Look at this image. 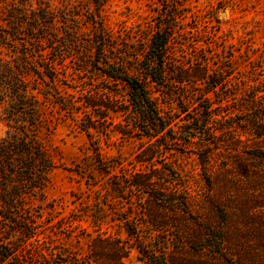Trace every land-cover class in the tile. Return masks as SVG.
I'll list each match as a JSON object with an SVG mask.
<instances>
[{"label":"trees","instance_id":"trees-1","mask_svg":"<svg viewBox=\"0 0 264 264\" xmlns=\"http://www.w3.org/2000/svg\"><path fill=\"white\" fill-rule=\"evenodd\" d=\"M18 2H11L8 13H0V44L15 48L11 58L0 56V112L11 123L0 136V223H42L39 217L44 211L41 206L35 210L29 197H44L50 172L57 166L36 135L44 122L45 107L64 109L91 138V127L98 121L106 128L108 111L119 110L124 122L118 127L124 135L148 138L146 147L137 154V161L147 168L130 177L111 176L113 189L130 201L131 213L136 211L132 219L131 215L125 219L128 230H132L131 223L139 232L147 229L157 237L164 235L163 240L151 243L139 240L146 263L264 264V91L260 95L253 91L242 101L234 97L227 113L231 115L225 118L222 113L229 100L218 96L213 100L208 95L211 91L218 95L216 88L223 84L217 69L209 65L208 55L198 59L196 68H189L174 51V12V21L160 27L147 49L139 51V39L132 35L119 41L111 30L97 23L90 8L94 28L81 38L79 24L62 21L59 13L47 7L34 8L29 0ZM93 2L100 15L104 0ZM1 20L8 25L3 26ZM74 51L80 52L81 66L96 70L95 75L104 77L105 84L103 89L83 92L81 105L59 88L65 81L58 64ZM35 53L40 58L36 62ZM185 81L204 84L206 90L197 85L200 93L185 100L181 93ZM119 85L125 94L117 96L113 91ZM177 100L182 113L192 119L182 125L174 119L180 114L172 112ZM103 106L105 110L99 109ZM81 109L83 117L78 113ZM91 110L105 113L103 120L94 119ZM95 144L99 168L111 173L112 165L101 159L100 145ZM193 145L199 148L194 152L208 184L204 202L185 178L180 163L168 159L177 154V146L184 148V153ZM219 158L224 161L220 168ZM211 210L220 223L208 213ZM13 226V235L6 237L9 241L18 235L19 244L24 245L37 234L32 224L20 231L16 230L18 224ZM35 241L37 259L52 264L48 254L53 256L54 252L46 253L40 239ZM17 250L0 237L2 260L32 264ZM128 252L125 244L95 237L88 258L81 260L59 251V260L54 259L58 264H113Z\"/></svg>","mask_w":264,"mask_h":264},{"label":"rangeland","instance_id":"rangeland-1","mask_svg":"<svg viewBox=\"0 0 264 264\" xmlns=\"http://www.w3.org/2000/svg\"><path fill=\"white\" fill-rule=\"evenodd\" d=\"M13 1L0 0V13H8ZM29 1L34 8L47 7L59 13L62 21L71 25L79 24L81 38H85L84 33L94 28L90 8L96 13L97 23H102L111 30L119 41L132 35L139 39L136 45L139 51L147 49L152 36L160 27L164 28L174 21L171 17L174 12L176 26L171 40L174 51L184 66L189 68H196L198 59L203 54L208 55L209 65L217 69L223 80L222 86L216 88L218 95L214 91L208 95L213 100L217 96L229 100L222 113L226 115L225 118L231 115L227 113L232 109L229 105L235 101L234 97L236 101H242V98L253 91L258 95L264 91V0H104L100 15L96 12L97 6L93 0ZM1 24L8 25L6 20H1ZM14 43L19 48L22 47L20 41ZM14 50L9 44H0V56L5 59L11 58ZM79 53L74 51L58 64L60 77L65 81L59 83V88L77 105L83 102V92L89 89L97 91L105 85L102 82L104 77L95 75L96 70H87L81 66ZM143 55L140 54V57ZM33 59L36 62L40 58L35 53ZM184 83L181 93L185 100L200 93L197 85L206 90L204 84L189 81ZM118 89L120 93L117 92ZM118 89L113 92L120 96L124 89L121 85ZM40 96L42 97L41 94ZM99 109L105 110L106 107ZM182 111L178 100L173 102L172 112L180 114L174 118L179 125L192 120L190 115ZM78 113L80 117L84 116L82 109ZM91 114L94 119L101 120V115H105L95 113L94 110H91ZM106 118L109 122L106 128L101 127L98 121L95 127H91V138L64 109L58 105L54 109L52 106L45 107L44 122L37 128L36 135L57 166L50 172L44 197H29L35 210L42 207L44 214L39 217L42 223H0V237L18 249L16 252L22 257L31 259L32 264H46L37 259L38 243L35 239H40L41 248L46 253L54 252L53 256L48 254L52 264H58L55 259L59 260V251L70 252L81 260L88 258L90 243L95 237L107 238L128 247V255L122 260H114L113 264H147L139 251V240L150 243L163 240L162 234L157 237V234H151L147 229L137 231L135 224L130 223L132 230H128L125 219L130 215L132 219L136 216V211L131 213L130 201L126 196H120L112 186V174H126L130 177L134 172L147 168V164L137 161V154L146 147L148 138L124 135L118 127L119 123L124 122V116L119 110H109ZM174 127L178 128L176 125ZM10 128L11 123L0 112V136H4ZM96 142L99 143L102 154V158H99L112 165L111 173L99 168L98 155L94 149ZM176 148L177 154L171 158L170 155L168 159H174L176 165L180 163L185 178L189 179L193 190L204 202L208 195V184L202 178L201 161L194 152L199 151V148L193 145L184 153V148ZM223 164V159L219 158L217 167L220 168ZM50 212L53 213V220L48 223L46 220L50 218ZM208 213L220 223L212 210ZM17 224L16 230L32 224L36 226L37 234L24 245L19 244L18 235L7 240V236L13 235V225L16 227ZM12 261L13 259L0 258V264H13ZM71 262L68 261L67 264Z\"/></svg>","mask_w":264,"mask_h":264}]
</instances>
